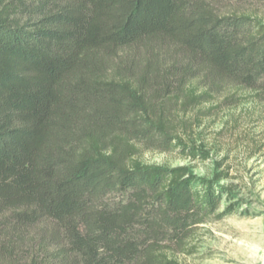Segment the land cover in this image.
Returning <instances> with one entry per match:
<instances>
[{
    "label": "trees",
    "instance_id": "1",
    "mask_svg": "<svg viewBox=\"0 0 264 264\" xmlns=\"http://www.w3.org/2000/svg\"><path fill=\"white\" fill-rule=\"evenodd\" d=\"M13 1L0 0V240L8 226L50 222L57 264H180L195 228L234 211L229 203L219 212L229 190L184 166L106 149V126L152 140L163 122L142 104V82L105 76L102 59L166 41L186 61L179 85L197 79L192 68L202 74L203 92L192 87L190 100L227 87L264 104V23L239 5L264 0H231L233 11L206 0H29L35 8L23 19ZM8 244L0 264L12 259Z\"/></svg>",
    "mask_w": 264,
    "mask_h": 264
},
{
    "label": "rangeland",
    "instance_id": "2",
    "mask_svg": "<svg viewBox=\"0 0 264 264\" xmlns=\"http://www.w3.org/2000/svg\"><path fill=\"white\" fill-rule=\"evenodd\" d=\"M206 1L221 11H233L235 5L231 0ZM13 2V11L20 19L34 7V2L29 0ZM239 5L244 12L255 13L264 23V5ZM102 62L105 76H124L130 81L142 82V104L148 115L163 122L161 135L152 134V140L140 131L132 133L127 125L106 126L101 133L106 149H114L124 160H135L144 165L184 166L197 177L217 178L219 184L229 190L228 195H223L219 212L229 203L234 211L218 221L195 228L184 253L176 256L178 262L262 264L264 104L255 101L250 93L227 87L202 101L190 100L192 87L196 95L203 92V81L198 80L202 74L192 68L190 72L197 79L179 85V74L186 61L178 49L166 41L118 50L104 56ZM173 67L174 71H170ZM88 104V111L98 108L97 114L119 117L104 104ZM7 229V239H1L0 245L9 242L7 248L12 259L5 264H30L34 258L40 264H57L51 261V256L60 247L56 245L60 234L50 222L27 229H11L10 226Z\"/></svg>",
    "mask_w": 264,
    "mask_h": 264
},
{
    "label": "water",
    "instance_id": "3",
    "mask_svg": "<svg viewBox=\"0 0 264 264\" xmlns=\"http://www.w3.org/2000/svg\"><path fill=\"white\" fill-rule=\"evenodd\" d=\"M262 264H264V258H263Z\"/></svg>",
    "mask_w": 264,
    "mask_h": 264
}]
</instances>
